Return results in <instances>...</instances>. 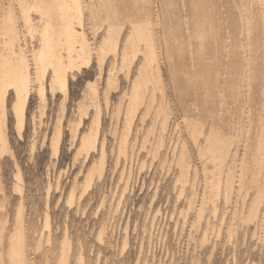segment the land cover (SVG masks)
Here are the masks:
<instances>
[{
    "label": "rangeland",
    "instance_id": "1",
    "mask_svg": "<svg viewBox=\"0 0 264 264\" xmlns=\"http://www.w3.org/2000/svg\"><path fill=\"white\" fill-rule=\"evenodd\" d=\"M238 2L239 0H0V54L16 51L25 57L27 55V61L31 64L28 86L25 83L19 89L17 84L13 86L4 83L0 87L8 88L6 117L0 106V117L6 119L8 146L4 149L0 142V264H264V163L260 166L254 162L255 157L257 159L260 156L257 153L260 138L264 143V49H261L264 47L261 46L264 45V37L261 34V16L259 17V10L263 7L255 0ZM241 2L244 3L243 6L247 3L245 6L249 12L246 7H242ZM238 10L243 13L239 15ZM249 16L255 20H248L252 21L250 25L256 23L259 26L254 25L256 30L252 26V32L249 28V35L255 38L247 34V41L243 35L247 31L243 19L247 20ZM57 20L62 22L59 28H56L60 25ZM141 22L143 25L148 24L149 28V23L153 22L151 28L157 32L158 42H161V80L164 81L161 85L159 80L157 83L158 77H153L157 73L154 71L152 53L146 51L148 46L145 48L149 44L145 40H140L141 43L135 41L139 31L137 25H141ZM5 24L10 30L1 29ZM132 25H136V33ZM106 27L109 30L105 31ZM11 28L17 32V42L14 40L13 44L8 40V36L11 38L13 35ZM59 29H62V34L58 37L56 35L59 34ZM137 35L140 37L139 32ZM221 35H227L224 40L229 39L228 42L231 39L230 43L236 42L238 45L235 47V43L232 46L229 42L225 44ZM219 39L221 41L218 44ZM244 39L250 42L247 58L241 49ZM133 40L136 45H144L142 47L146 61L149 58L147 63L153 62L150 66L144 61L147 68L143 67L148 73L151 71L149 74L156 80L152 81L153 78L145 73L144 76L147 77L143 76L140 81L152 83L147 84L148 87L144 86L146 82L138 84L143 93L136 85L131 86L130 76L134 71L129 62L136 61L141 55L137 51L133 52L136 50L131 43ZM222 41L225 49L228 46L227 51L220 45ZM59 42L62 44L59 45ZM217 44L222 47L219 46L220 51ZM214 50L219 53L220 58ZM226 52L229 53V58L232 57L230 60L237 58L235 63L229 60ZM213 53L216 54L215 57ZM236 53H240L239 58ZM114 55L116 59L112 60ZM221 55L226 60L228 58L223 61L224 64L221 62L225 58ZM242 55L244 61L241 59ZM250 56L253 58L249 59ZM236 60L243 61L244 66L242 62H238L236 66ZM231 62L234 67L230 65ZM216 64L221 66L215 67ZM240 65L243 68L247 66V69L239 68ZM216 68H224L229 72H222V76L224 74L226 77L224 85L227 88L224 90L227 92L224 93L227 101L221 106L217 94L219 86L215 82ZM54 70L58 72L56 75ZM51 75H54V79ZM148 75L151 80H146ZM219 85H222L221 81ZM12 87L18 88L20 93L15 95ZM23 94L27 99L25 119L20 124V115L12 109L16 100L18 107L21 105L20 101L22 103L25 100ZM168 101L170 103H166ZM229 109L232 110L229 112ZM174 118L176 126L173 125ZM210 126L211 129L213 127L214 134L211 139L205 140L211 130ZM218 128L220 137L225 142L224 148L231 153L237 150L236 163H232L231 157L226 156L225 165L224 150L217 151L214 148L217 144L214 140L218 139L213 137H219L218 130V135H215ZM246 133L249 142L245 150L248 151L243 150L242 144L247 137ZM82 134L87 136L84 142L81 141ZM93 134L97 136L93 137ZM100 140L103 141V148ZM193 140H197L196 143ZM208 141L213 144L212 147ZM212 151L221 153L222 164L218 161V153ZM263 157L264 155L261 158ZM241 159L244 162L242 167ZM216 166H221L223 173L218 175L221 171ZM186 173L189 175H186L187 178L183 176ZM220 174L223 182L218 184ZM224 179L229 180L224 182ZM214 185H219V189ZM230 185H233L232 189ZM227 191L231 196L227 195ZM253 198L255 202L258 201L257 204ZM251 206H255L256 210ZM251 213H255L254 216ZM17 253L22 261L17 260Z\"/></svg>",
    "mask_w": 264,
    "mask_h": 264
},
{
    "label": "bare ground",
    "instance_id": "2",
    "mask_svg": "<svg viewBox=\"0 0 264 264\" xmlns=\"http://www.w3.org/2000/svg\"><path fill=\"white\" fill-rule=\"evenodd\" d=\"M50 1H51V0H50ZM56 1H57V0H56ZM58 1H59V0H58ZM258 1H259V2H257V1L255 0V2H257V3H261L262 6H261V5H260V6L263 7L262 10H261V9L259 10V11H261V12H260V15H259V13H258V15H259V17L261 16V17H260L261 20H260V19H259V20L262 21L261 24H260V25H262V26H260V27H262V29L260 28L262 31H261V30H259V31H261V34H262V36L264 37V0H258ZM54 2H55V1H54ZM61 2H62V1H61ZM239 2H240V0H239ZM239 2H238V4H239ZM55 3H56V2H55ZM55 3H54L53 5H55ZM235 3H237V2H235ZM244 3H245V1H244ZM244 3L241 2V5L244 4ZM64 4H65V3H64ZM64 4H63V5H64ZM238 4H237V5H238ZM246 4H247V3H246ZM246 4H245V5H246ZM48 5H49V4H48ZM53 5H52L51 8L54 10L55 8H53ZM56 5H57V4H56ZM61 5H62V4H61ZM70 5H71V4H70ZM235 5H236V4H235ZM245 5H244V6L242 5V7H246ZM57 6H58V5H57ZM57 6H56V7H57ZM59 6H60V5H59ZM235 8H236V7H235ZM237 8H240V6H239V7L237 6ZM248 8H249V7H248ZM245 9H246V11L248 10L247 7H246ZM56 10H57V9H56ZM239 10H240V9H239ZM239 10H238V11H239ZM241 10H242V8H241ZM243 10H244V8H243ZM50 11H51V10H50ZM57 11H58V10H57ZM59 11H60V10H59ZM249 11H250V10H248V12H249ZM50 13H51V12H50ZM240 13L242 14L243 11H242V12L239 11V15H241ZM250 13H251V12H250ZM250 13H249V14H250ZM52 14H53V13H52ZM54 14H55V13H54ZM58 14H59V13H58ZM244 14H247V12H246V13L244 12ZM251 15H252V14H251ZM54 17H56V16H54ZM61 17H62V16H61ZM247 17H248V16H246V18H247ZM62 18H63V17H62ZM69 18H70V17H69ZM252 18H253V17H252ZM64 19H65V18H64ZM81 19H82V18H81ZM250 19H251V16H249V19H247V20L243 19L244 22L242 21V22H243V25L245 26V28H247V31L245 30V31H244V34L242 33L243 35H245V38H247V36H248L249 34L251 35V32H252L253 29L256 30V28H255L254 25H258V24H256V23L253 24V25H252V26H253V29H252V28H251L252 26L250 25V23H251L252 21H251V22H248V20L250 21ZM62 20H63V19H62ZM251 20H254V19H251ZM256 20H257V19H256ZM5 21H6V20H5ZM49 21H50V20H49ZM52 21H53V20H52ZM254 21H255V20H254ZM257 21H258V20H257ZM6 22H7V21H6ZM6 22H5V23H6ZM54 22H56V19H55ZM57 22H58V20H57ZM63 22H64V20H63ZM154 22H155V21H154ZM239 22H241V21L239 20ZM2 23H3V22H2ZM48 23H49V22H48ZM61 23H62V22H61ZM61 23H60V21L58 22V24H60L59 26H58V24L56 23L57 26H58V27H56V28H59V27L61 26ZM54 24H55V23H54ZM54 24H53V25H54ZM144 24H145V22H144ZM152 24H153V22H152ZM152 24L149 23V25H150V28H149V27H148V24H146V25H147V26H146V25H143L142 22H141V25H140V23H138V25H137L138 28H137V29L139 30L138 32H139L140 37L137 35L138 32L136 33V29L134 28L136 25L133 26V25H134V24H133L132 26H133V28L135 29L134 31H135V33H136V38H135V39H137V40H135V41H139V42H140V40H142V41L145 40V42H147V43L149 44V45H146L145 48H146L147 46L150 47V49H147V48H148V47H147V48H146V51L149 50V51L152 53L153 62H155V65H154L153 67L155 68L154 71H156L157 74L155 73L156 76L153 75V77H156V78L158 77V78H157V83H159V82H158V80H159V81H160V85H161V82H164L163 80H161V79H162V75H163V74H162V71H161V70H162L161 66H162V62H163V59H162V58H163V55H162L163 52H162V48H161L162 46L160 47V45H159V44H161V42H160V41L158 42L157 32L154 30V28H151V25H152ZM241 24H242V23H241ZM53 25H52V26H53ZM237 25H238V23H237ZM239 25H240V24H239ZM6 26H7L6 24H5L4 26H1V27H2L1 29H3V30L6 29V30H8L9 28L6 27ZM49 26H50V25H49ZM115 26H118V25L115 24ZM120 26H121V25H120ZM258 26H259V25H258ZM62 27H63V24H62ZM107 27H108V24H107ZM107 27H106V28H107ZM112 27H114V26H112ZM112 27H111V28H112ZM152 27H153V26H152ZM240 27H242V26H240ZM54 28H55V27H54ZM238 28H239V27H238ZM249 28H251V29H250L251 32L249 31ZM11 29H12V28H11ZM115 29H116V28H115ZM115 29H114V30H115ZM117 29H118V28H117ZM119 29H120V27H119ZM121 29H122V28H121ZM131 29H132V28H131ZM239 29H240V28H239ZM9 30H10V29H9ZM54 30H55V29H54ZM60 30H62V29H59V34H57L56 36H58V35L60 36V34H62V33L60 32ZM107 30H109V28H107L105 31H107ZM218 30H219V29H218ZM50 31H51V30H50ZM111 31H112V30H111ZM242 31H243V30H242ZM259 31H258V32H259ZM8 32H9V31H8ZM70 32H71V31H70ZM120 32H121V31H120ZM218 32H219V31H218ZM240 32H241V31H240ZM248 32H249V33H248ZM258 32H257V33H258ZM56 33H57V32H56ZM63 33H65V32H63ZM104 33H105V32H104ZM107 33H108V32H107ZM112 33H113V32H112ZM133 33H134V32H133ZM253 33H254V32H253ZM253 33H252V34H253ZM11 34H13V35H11V38H10V36H8V37H9L8 40H11V42H9V43H12V42H14V40H16V39H15V38H16L15 36H16L17 32L15 33V31H13V29H12ZM66 34H67V33H66ZM66 34H63V35L67 36L68 34H67V35H66ZM109 34H110V33H109ZM114 34H115V32H114ZM129 34H130V33H129ZM247 34H248V35H247ZM110 35H111V34H110ZM130 35H131V34H130ZM161 35H162V34H161ZM227 35H228V34H227ZM227 35H225V36H224V35H223V36L221 35L220 38L223 39V38L226 37ZM238 35H241V34L238 33ZM250 35H249V36H250ZM258 35H260V33H259ZM56 36H55V37H56ZM59 36H58V37H59ZM68 36H69V35H68ZM68 36H67V37H68ZM108 36H109V35H108ZM132 36H133V35H132ZM134 36H135V34H134ZM252 36H253V35H252ZM252 36H250V37L253 38ZM53 37H54V36H53ZM67 37H66L65 39H67ZM128 37H129V36H128ZM137 37H138V38H137ZM230 37H232V36H230ZM238 37H239V36H238ZM240 37H241V36H240ZM18 38H19V37H18ZM116 38H117V36H116ZM116 38H115V39H116ZM118 38H119V37H118ZM125 38H126V37H125ZM130 38H132V37H130ZM130 38H129V40L131 41ZM139 38H141V39H139ZM227 38H228V37H227ZM254 38H255V37H254ZM254 38H253V39H254ZM41 39H42V38H41ZM49 39H50V38H49ZM53 39H54V38H53ZM59 39H60V38H58V40H59ZM132 39H134V38H132ZM217 39H218V38H217ZM224 39H225V38H224ZM224 39H223V40H224ZM240 39H241V38H240ZM263 39H264V38H263ZM106 40H107V39H106ZM129 40L127 39V41H129ZM162 40H163V37H162ZM227 40H229V39L224 40V41L226 42V43L224 42L225 44H227L228 42H229V43H228L229 45L232 44V43H230L231 39H230V41H228V42H227ZM235 40H236V39H235ZM242 40H243V39H242ZM242 40H241V41H242ZM245 40H246V39H244V41H245ZM249 40L251 41V39H249ZM67 41H68V39H67ZM117 41H118V40H117ZM125 41H126V40H125ZM217 41H218V40H217ZM217 41H216V43H217ZM220 41H221V40L219 39L218 44H219ZM244 41H243V42H244ZM247 41H248V38H247ZM247 41H245V43L243 44V47H242V48H241L242 43L239 41V42H240L239 44H241L240 48L244 50L245 58H247V56H249V54L247 55L246 53H247L248 50H249V46H248V44H249L250 42L248 43ZM253 41L255 42V40H253ZM253 41H251V42H253ZM257 41H258V40H257ZM15 42H17V40H16ZM64 42H65V41H64ZM145 42H143V44H144ZM57 43H58V42H57ZM59 43H60V42H59ZM114 43H115V46H116V42H114ZM117 43H118V42H117ZM127 43H129V42H127ZM131 43H133V44H134L133 46L136 47V50L133 51V52H136V51H137L139 54H141V55H140V58H138L136 61H133V62H132V61L130 60L131 62H129V63L132 64V69H133V71H134V72H132V73H133L132 76H130V77H131V86L134 87V86L136 85V86L139 88L140 85H138V84L142 81V80L140 81V79L144 76L145 73H148V71H147V69H146L147 67H146L145 64H150V62L147 63V61H148L149 58L147 59V61H146V59H145V56H144V53H143V48H144V47H142V46H144V45L141 46V45H138V43H137V45H136V43L134 42V40H133V42H131ZM140 43H141V42H140ZM140 43H139V44H140ZM147 43H145V44H147ZM162 43H163V42H162ZM234 43H235V47H236L238 44L236 45V42H234ZM234 43H233V44H234ZM256 43H257V42H256ZM258 43H259V42H258ZM258 43H257V44H258ZM262 43H264V42L262 41ZM12 44H13V43H12ZM12 44H10V46H11ZM16 44H17V43H16ZM61 44H62V43H60L59 45H61ZM218 44L216 45V46H218V47H219L221 44H222V45H221L222 47L224 46V45H223V41L220 43V45H218ZM233 44H232V46H234ZM253 44H254V43H253ZM39 45H40V44H39ZM113 45H114V44H113ZM125 45H126V44H125ZM135 45H136V46H135ZM260 45H261V44H260ZM260 45H257V46L260 47ZM51 46H53V45H51ZM133 46H132V47H133ZM221 46H220V47H221ZM232 46H230V47H232ZM253 46H254V45H253ZM261 46H264V45H261ZM12 47H13V46H12ZM12 47H11V48H12ZM14 47H15V46H14ZM18 47H19V46H18ZM39 47H40V46H39ZM71 47H72V46H71ZM126 47H127V46H126ZM163 47H164V46H163ZM218 47H217V49L219 50L220 47H219V48H218ZM222 47H221V48H222ZM224 47H225V46H224ZM224 47H223V48H224ZM227 47H228V46H227ZM227 47H226V49L224 48L225 50H224V49H223V50H224V51H227V50L229 49V48L227 49ZM16 48H17V47H16ZM54 48H56V47H54ZM116 48H117V47H116ZM123 48H124V47H123V45H122V49H121V50H122V53H121L122 55H123ZM232 48H234V47H232ZM237 48H239V47H237ZM251 48H253V47H251ZM255 48H256V47H255ZM117 49H118V48H117ZM128 49H129V48H128ZM128 49H127V50H128ZM215 49H216V48H215ZM217 49H216V50H217ZM256 49H257V48H256ZM261 49L263 50L264 47H263V48L261 47ZM18 50H19V49H18ZM50 50H51V48H50ZM76 50H77V49H76ZM76 50H75V52H76ZM133 50H134V48H133ZM144 50H145V49H144ZM223 50H222V51H223ZM230 50H231V49H230ZM230 50H229V51H230ZM250 50H251V49H250ZM113 51H114V50H113ZM115 51H116V50H115ZM219 51H220V50H219ZM219 51H218V52H219ZM229 51H228V52H229ZM231 51H232V50H231ZM231 51H230V52H231ZM236 51L239 52L240 50L236 49ZM236 51H235V52H236ZM254 51H255V50H254ZM254 51H253V52H254ZM19 52H20V51H19ZM22 52H23V51H22ZM47 52H48V51H47ZM77 52H78V51H77ZM120 52H121V51H120ZM215 52H216V51L214 50V53H215ZM228 52H226V53H228ZM258 52H259V51H258ZM52 53H53V52H52ZM127 53H128V52H127ZM214 53H213V55H214V57H215L216 54H214ZM216 53H217V52H216ZM224 53H225V52H224ZM224 53H223V54H224ZM249 53H250V52H249ZM251 53H252V52H251ZM254 53L257 54L256 51H255ZM69 54H70V53H69ZM69 54H68V56H69ZM78 54H79V53H78ZM124 54H125V53H124ZM134 54H135V53H134ZM134 54H133V55H134ZM232 54H233V52H232ZM234 54H235V53H234ZM236 54H237V53H236ZM54 55H55V52H54ZM79 55H80V54H79ZM122 55H121V56H122ZM133 55H132V56H133ZM135 55H136V54H135ZM135 55H134V58H135ZM142 55H143V56H142ZM147 55H148V53H147ZM164 55H165V54H164ZM218 55H219V53H217V56H218ZM224 55H225V54H224ZM238 55L240 56V53L237 54L236 56L238 57ZM262 55H264V53H263ZM33 56H34V58L36 57L34 54H33ZM221 56H222V55H221ZM231 56H232V55H231ZM252 56H253V54H252ZM252 56H250L251 58L249 57V59H252L253 57L255 58V55H254L253 57H252ZM257 56H258V55H256V58H257ZM26 57H27V55H26ZM26 57L24 56V54L22 55L21 53H20V54H19V53H16V51H15V52H14V51H11V52H9V54H7V53H6V54H5V53H4V54H0V87H2L1 84H4V83H7V84H8V83H9V84H11V85L13 84V86H14L15 84H17L18 88L20 89L19 86H22V87H23V85H24L25 83L27 84V80L30 79L29 66H30L31 64H30L29 61H27L29 58L27 59ZM50 57H51V55H50ZM73 57H75V56H73ZM73 57H72V58H73ZM125 57H126V56H125ZM137 57H138V56H137ZM164 57H165V56H164ZM214 57H213V58H214ZM218 57L220 58V56H218ZM226 57H227V56H226ZM234 57H235V56H233V59H234ZM34 58H33V59H34ZM37 58H38V56H37ZM52 58H53V57H52ZM58 58H59V57H58ZM123 58H124V57H123ZM123 58H122V59H123ZM216 58H217V57H216ZM216 58H215V59H216ZM222 58L224 59L225 57L222 56ZM228 58H229V53H228ZM228 58H227V60H228ZM230 58H232V57H230ZM230 58H229V60H230ZM238 58H239V57H238ZM242 58H244L243 55H242L241 59H242ZM30 59H31V58H30ZM33 59H32V60H33ZM35 59H36V58H35ZM67 59H69V58H67ZM115 59H116V56L114 55L113 58H112V60H115ZM235 59H237V58H235ZM235 59H234V60H235ZM249 59H248V60H249ZM112 60H111V61H112ZM217 60H218V58H217ZM217 60H216V61H217ZM219 60H220V59H219ZM221 60H222V59H221ZM221 60H220V61H221ZM227 60H226V58H225V60H222L221 63H223V61H227ZM234 60H230V61H233V62H234ZM242 60H243V59H242ZM244 60H245V59H244ZM244 60H243V61H244ZM259 60H260V59H259ZM48 61H50V60L48 59ZM144 61L146 62L145 64H144ZM150 61H151V60H150ZM240 61H241V60H240ZM243 61H241V62H242V63H241V62H239V60H238V61L236 60V64H235V65L237 66V64H238V62H239V63H241V64L244 66ZM246 61H247V60H246ZM256 61H257V60H256ZM262 61H264V60H262ZM58 62H59V61H58ZM153 62L150 64V66L153 65ZM228 62H229V61H228ZM233 62H231L230 65H231V66L233 65V67H234V64H232ZM250 62H251V61H250ZM48 63H49V62H48ZM216 63H217V62H216ZM219 63H220V62H219ZM221 63H220V64H221ZM226 63H227V62H226ZM234 63H235V62H234ZM251 63H253V62H251ZM263 63H264V62H263ZM263 63H262V64H263ZM131 64H129L130 67H131ZM220 64H218V65H220ZM223 64H224V63H223ZM223 64H221V65L223 66ZM246 64H247V62H246ZM34 65H35V64H34ZM50 65H51V64H50ZM59 65H62V64L60 63ZM216 65H217V64H216ZM218 65L215 66V67H218ZM221 65H220V66H221ZM225 65H226V64H225ZM230 65H228V66H230ZM253 65H254V63H253ZM260 65H261V64H260ZM52 66H53V65H52ZM62 66H63V65H62ZM62 66H61V67H62ZM143 66H145L146 68L143 67ZM150 66H149V67H150ZM228 66H226V68H227ZM231 66H230V67H231ZM238 66H239V65H238ZM240 66H241V65H240ZM249 66H252V64L249 65ZM50 67H51V66H50ZM57 67H58V65H57ZM149 67H148V68H149ZM224 67H225V66H224ZM245 67H247V66H245ZM245 67L243 68V67L241 66V67H239V68L247 69V68H245ZM54 68H55V67H53V69H54ZM143 68L146 69V70H145L146 72L144 71ZM221 68H222V67H221ZM236 68H237V67H235V70H236ZM250 68H251V67H250ZM255 68H258V67H255ZM58 69H59V67H58ZM129 69H130V68H129ZM216 69H217V68H216ZM216 69H214V71L216 72V74H215V82H216V84L218 83V86H219V87H217V88H218V89H217V94H218V99H219V101L221 102V104H220L219 101H218V102H219V104H220V106H221V105H223V103H225V102L227 101L226 98H225V93H226L227 91L224 90L225 88H227V87H225V85H224V84L226 83V82H225V80H226L225 78H226V77H224V74H223V76H222V72L227 71V69H229V68H227L226 70H225L224 68H223V70L217 69V71H216ZM231 69H233V68L231 67ZM253 69H254V67H253ZM55 70L57 71V69H55ZM55 70H54V71H55ZM150 70H151V69H150ZM224 70H225V71H224ZM239 70H240V69H239ZM248 70H249V69H248ZM251 70H252V69H251ZM257 70H258V69H257ZM56 71H55V75L58 73V72L56 73ZM229 71H230V70H229ZM232 71H234V69H233ZM236 71H237V70H236ZM241 71L243 72V70H241ZM246 71H247V70H245V75H244L243 73H241V74H243V75L245 76V79H246ZM249 71H250V70H249ZM249 71H248V72H249ZM150 72H151V71H149V73H150ZM227 72H228V71H227ZM257 72H258V71H257ZM52 73L54 74V72H52ZM149 73H148V74H149ZM151 73H152V72H151ZM228 73H229V72H228ZM230 73H231V72H230ZM263 73H264V72H263ZM127 74H129V73H127ZM202 74H203V73H202ZM213 74H214V73H213ZM235 74H236V73H235ZM237 74H238V73H237ZM252 74H253V73H250V75H252ZM254 74H255V73H254ZM133 75H134V76H133ZM149 75H150V74H149ZM149 75H148V79L146 78V80H149V79L151 80V79L153 78L151 75H150V76H151L152 78H151ZM196 75H197V74H196ZM205 75H206V74H205ZM227 75H229V74H227ZM231 75H232V74H231ZM248 75H249V73H248ZM145 76H146V75H145ZM145 76H144V77H145ZM172 76H173V75H172ZM185 76H186V75H185ZM188 76H189V74H188ZM191 76H192V75H191ZM234 76H235V75H234ZM238 76H240V75H238ZM252 76H253V75H252ZM260 76H261V75H260ZM51 77H52V75H51ZM51 77H50V78H51ZM53 77H54V75H53ZM53 77H52V78H53ZM125 77H126V76H125ZM144 77H143V78H144ZM146 77H147V76H146ZM149 77H150V78H149ZM186 77H187V76H186ZM229 77H230V76H229ZM263 77H264V76H263ZM126 78H127V77H126ZM187 78H188V77H187ZM237 78H238V77H237ZM240 78H241V76H240ZM247 78H248V77H247ZM250 78H251V77H250ZM53 79H54V78H53ZM53 79H52V80H53ZM56 79H57V78H56ZM127 79L129 80V78H127ZM154 79H155V78H153L152 81H155V80H156V79H155V80H154ZM180 79H181V78H180ZM202 79H203V78H202ZM254 79H255V78H254ZM175 80H176V79H175ZM189 80H190V79H189ZM197 80H198V79H197ZM199 80H200V79H199ZM262 80H263V79H262ZM262 80H261V81H262ZM50 81H51V80H50ZM170 81H171V80H170ZM178 81H179V80H178ZM187 81H188V79H187ZM195 81H196V80H195ZM212 81H213V80H212ZM219 81L222 82V85H219ZM231 81H232V80H231ZM233 81H234V80H233ZM240 81H241V80H240ZM243 81H245V80H243ZM251 81L253 82V80H251ZM51 82H52V81H51ZM142 82L144 83V82H146V81H142ZM147 82H148V83H147ZM147 82H146V85H144L145 87L147 86V84L149 85V84L152 83V82H149V81H147ZM227 82H228V81H227ZM234 82H236V81H234ZM254 82H255V81H254ZM143 83H141V87H142ZM154 83H156V82H154ZM173 83H175V82H173ZM173 83H171V84H173ZM188 83H190V82H188ZM192 83H193V82H192ZM245 83H246V82H245ZM248 83H249V81H248ZM26 84H25V85H26ZM162 84L164 85V83H162ZM165 84H166V83H165ZM169 84H170V83H169ZM175 84H176V83H175ZM190 84H191V83H190ZM199 84H200V83H199ZM220 84H221V83H220ZM25 85H24V86H25ZM155 85H156V84H155ZM155 85H154V86H155ZM160 85H159V86H160ZM163 85H162V86H163ZM238 85H239V83H238ZM240 85H241V84H240ZM27 86H28V84H27ZM144 86H143V87H144ZM162 86H160V87H162ZM228 86H229V85H228ZM232 86H233V85H232ZM232 86H231V87H232ZM235 86H236V85H235ZM242 86H243V84H242ZM245 86H246V85H245ZM15 87H16V86H15ZM147 87H148V86H147ZM237 87H238V86H237ZM253 87H254V86H253ZM253 87H252V88H253ZM257 87H258V86H257ZM12 88H14V87H12ZM18 88H14L15 90L13 89L15 95L18 94V92L20 91ZM25 88H26V87H25ZM138 88H137V89H138ZM197 88H198V87H197ZM238 88H239V87H238ZM243 88H244V87H243ZM248 88H249V87H248ZM6 89H8V88H6ZM6 89H5V88H0V106H1V108H2V111H1V112H2L3 115H5V117L7 116V115H6V112H7V111H6V110H7V109H6V108H7V104H6V102H7V100H8V93H7V90H6ZM137 89H136V90H137ZM139 89H141V88H139ZM160 89H161V88H160ZM162 89L164 90V87H163ZM232 89H233V88H232ZM245 89H246V88H245ZM250 89H251V88H250ZM261 89H263V88H261ZM145 90H146V88L144 89V91H145ZM151 90H152V89H151ZM163 90H162V91H163ZM198 90H199V89H198ZM210 90H211V89H210ZM227 90H228V89H227ZM235 90H236V89H235ZM134 91H135V90H134ZM138 91H139V90H138ZM146 91H147V90H146ZM146 91H145V92H146ZM260 91H261V90H260ZM263 91H264V90H263ZM136 92H137V91H136ZM148 92H149V91H148ZM160 92H161V91H160ZM164 92H165V90L163 91V93H164ZM207 92H208V91H207ZM224 92H225V93H224ZM232 92H233V91H232ZM243 92H244V91H243ZM19 93H20V92H19ZM138 93H139V92H138ZM138 93H137V94H138ZM141 93H143V92H142V89H141ZM141 93H140V94H141ZM229 93H230V92H229ZM234 93H235V92H234ZM238 93H239V92H238ZM27 94H28V93H27ZM137 94H136V95H137ZM144 94H146V93H144ZM144 94H142L141 96H142V97H145ZM149 94H150L149 97H151V93H149ZM160 94H162V93H160ZM205 94H206V93H205ZM231 94H232V93H231ZM20 95H22V91H21V94H20ZM20 95H19V96H20ZM136 95H135V96H136ZM143 95H144V96H143ZM146 95H147V94H146ZM153 95H154V94H153ZM162 95H163V94H162ZM162 95H161V96H162ZM165 95H167V94H165ZM227 95H228V93H227ZM238 95H239V94H238ZM249 95H250V94H249ZM135 96H134V98H135ZM200 96H201V95H200ZM209 96H210V95H209ZM263 96H264V95H263ZM263 96H262V97H263ZM15 97H16V96H15ZM23 97L25 98V95H24V94H23ZM23 97H22V98H23ZM202 97H203V96H202ZM228 97H229V96H228ZM231 97L233 98L234 96H231ZM249 97H250V96H249ZM249 97H248V98H249ZM16 98H17V97H16ZM19 98H21V97H19ZM19 98H18V99H19ZM22 98H21V99H22ZM24 98H23V99H24ZM137 98H138V97H137ZM140 98H141V97H140ZM140 98H139V99H140ZM152 98H153V97H152ZM152 98H151V99H152ZM154 98H155V96H154ZM163 98H164V95H163ZM167 98H168V97H167ZM207 98H209V97H207ZM239 98H240V97H239ZM246 98H247V97H246ZM251 98H252V97H251ZM26 99H27V97L25 98V100L22 101V103H21V101H20V99H19V101H20L19 104H21L19 107H18V105H16V103H18L17 100L15 101V105H14V101H12V102H13V105H14V106L12 105V106H13V109H12V110H13V111L15 110V111L17 112V114L20 115V116H19V117H20V120H19V117H17L18 120L21 122L20 124H22L23 121H24V119H25V114H24V113H25V108H26ZM142 99H143V98H142ZM227 99H228V98H227ZM234 99H235V98H234ZM14 100H15V99H14ZM140 100H141V99H140ZM216 100H217V99H216ZM229 100H230V99H229ZM231 100H232V99H231ZM242 100H243V99H242ZM161 101H162V100H161ZM164 101H165V100H164ZM12 102H11V103H12ZM199 102H200V101H199ZM232 102H233V101H232ZM135 103H138V102L136 101ZM142 103H143V102H142ZM154 103H155V102H154ZM166 103H170V101H168V102H166ZM191 103H192V102H191ZM228 103H229V102H228ZM250 103H251V102H250ZM250 103H248V104H250ZM150 104H151V103H150ZM152 104H153V103H152ZM159 104H160V103H159ZM198 104H199V103H198ZM243 104H244V103H243ZM243 104H242V105H243ZM263 104H264V102H263ZM133 105H134V104H133ZM160 105L162 106V102H161ZM164 105H165V104H164ZM190 105H191V104H190ZM195 105H196V104H195ZM199 105H200V104H199ZM209 105H210V104H209ZM230 105H231V104H230ZM234 105H235V104H234ZM261 105H262V104H261ZM129 106H130V105H129ZM136 106H137V105H136ZM161 106H160V107H161ZM206 106H207V105H206ZM237 106H238V105H237ZM245 106H246V105H245ZM263 106H264V105H263ZM263 106H261V107H263ZM132 107H133V106H132ZM167 107H168V106H167ZM169 107H170V106H169ZM169 107H168V108H169ZM191 107H193V106H191ZM217 107H218V106H217ZM223 107H224V106H223ZM225 107H226V105H225ZM230 107H231V106H230ZM242 107L244 108V106H242ZM250 107H251V106H250ZM11 108H12V107H11ZM130 108H131V107H130ZM194 108H195V107H194ZM194 108H193V109H194ZM196 108H197V107H196ZM218 108H219V107H218ZM220 108H221V107H220ZM233 108H234V107H233ZM233 108H232V109H233ZM251 108H252V107H251ZM127 109H129V108H127ZM191 109H192V108H191ZM232 109H229V112H230V110H232ZM249 109H250V108H248V110H249ZM262 109H264V108H262ZM129 110H130V109H129ZM135 110H136V109H135ZM251 110H252V109H251ZM132 111H133V109H132ZM147 111H148V109H147ZM149 111H150V110H149ZM165 111H166V109H165ZM169 111H170V110H169ZM202 111H203V110H202ZM253 111H254V110H253ZM157 112H158V111H157ZM204 112H205V111H204ZM229 112H228V114H229ZM247 112H248V111H247ZM257 112H258V111H257ZM165 113H168V112H165ZM234 113H235V112H234ZM242 113H243V112H242ZM244 113H245V112H244ZM248 113H249V112H248ZM251 113H252V111H251ZM258 113H260V112H258ZM157 114H158V113H157ZM217 114H218V113H217ZM0 115H1V114H0ZM3 115H2V116H3ZM168 115H169V114H168ZM168 115H167L166 118H168ZM218 115H219V114H218ZM232 115H233V114H232ZM249 115H251V114H249ZM223 116H224V115H223ZM239 116H240V115H239ZM244 116H246V115H244ZM256 116H257V115H256ZM5 117H3V118H5ZM15 117H16V116H15ZM217 117H218V116H217ZM248 117H249V116H248ZM250 117H251V116H250ZM166 118H165V120H166ZM182 118H183V117H182ZM215 118H216V117H215ZM219 118H220V117H219ZM226 118H227V117H226ZM232 118H233V117H232ZM259 118H261V115L259 116ZM246 119H247V118H246ZM246 119H245V120H246ZM18 120H17V121H18ZM165 120H164V121H165ZM185 120H186V119H185ZM190 120H191V118H190ZM248 120H249V119H248ZM252 120H253V119H252ZM188 121H189V120H188ZM228 121H229V120H228ZM232 121L234 122V120H232ZM254 121H255V120H254ZM261 121H263V120H261ZM185 122H186V121H185ZM217 122H218V121H217ZM235 122H237V121H235ZM257 122H258V121H257ZM259 122H260V121H259ZM186 123H188V122H186ZM194 123H195V122H194ZM194 123H193V124H194ZM238 123H239V122H238ZM244 123H245V122H244ZM248 123H249V122H248ZM98 124H99V123H98ZM189 124H190V121H189ZM193 124H192V125H193ZM239 124H240V123H239ZM254 124H255V122H254ZM173 125H175V126L177 125V123H176V119H175V118H174ZM197 125H198V124H197ZM230 125H232V124H230ZM257 125H258V124H257ZM260 125H261V123H260ZM20 126H21V125H20ZM59 126H60V125H59ZM163 126H164V125H163ZM165 126H166V123H165ZM167 126H168V125H167ZM175 126H174V127H175ZM195 126H196V125H195ZM198 126H199V125H198ZM198 126H197V127H198ZM201 126H203V125H201ZM211 126H212V124H211ZM211 126H210V129H211ZM243 126H244V125H243ZM21 127H22V126H21ZM190 127H191V126H190ZM217 127H218V125H217ZM217 127H216V128H217ZM233 127H234V126H233ZM238 127H239V126H238ZM6 128H7L6 119L4 120V119H2V118L0 117V142L3 144V147L0 146V148L2 147V148H4V149H6V147H8V146H7V140H6ZM57 128H58V127H57ZM59 128H60V127H59ZM178 128H179V127H178ZM254 128H255V127H254ZM261 128H262V126H261ZM94 129H95V128H94ZM192 129H194V128H192ZM200 129H201V128H200ZM210 129H208V130H210ZM212 129H213V127H212ZM212 129L209 131V134H207L208 136H207V135H206V137L204 136V137L206 138L205 140H208V138H210L211 135L213 136V134H214L213 132H214V131L212 132ZM229 129H230V128H229ZM232 129H233V128H232ZM248 129H250V128H248ZM262 129H263V128H262ZM173 130H174V128H173ZM190 130H191V129H190ZM194 130H195V129H194ZM198 130H199V128H198ZM213 130H214V129H213ZM217 130H218V133H220V132H219L220 130H219V128H218V129H216V131H215V132H216L215 135H218ZM235 130H236V129H235ZM242 130H244V128H243ZM253 130H254V129H253ZM201 131H203V130H201ZM233 131H234V130H233ZM237 131H238V130H237ZM240 131H241V130H240ZM240 131H238V132H240ZM248 131H249V130H246V129H245V132L249 133ZM255 131H256V130H255ZM259 131H260V130H259ZM58 132H59V129L57 130V133H58ZM84 132H85V131H84ZM84 132H83V133H84ZM93 132H94V131H93ZM97 132H98V131L96 130V133H97ZM192 132H193V131H192ZM195 132H196V131H195ZM253 132H254V131H253ZM253 132H252V133H253ZM256 132H257V131H256ZM260 132H261V131H260ZM262 132H264V131L262 130ZM201 133H202V132H201ZM233 133H234V132H233ZM247 133H246V136H247L246 138H247V139L245 138V141H244V142L241 140V141H242V144H243V146H244V149H243L244 151H248V150H245L246 148H248V142H249V140H248V134H247ZM250 133H251V132H250ZM90 134H91V132H90ZM190 134L192 135V133H190ZM193 134H194V133H193ZM242 134H243V133H242ZM255 134H257V133H255ZM87 135H88V134H87ZM220 135H221V133L219 134V137H218V136H215L216 138L213 137V139H218V140H214V141H215L214 143H216V141H217V144H215L216 147H214V148H215V149L217 148V149H216L217 151H223V150H224L223 153L225 152L224 159H223V156H222V155H221L222 157L220 156L221 153L219 152V153H220V154H219V153L216 151V152L218 153V155L220 156V157L217 156V158L219 157V160H218L219 163L222 164V161L225 160L224 164L226 165V158H227L228 156L231 157V158H230V161H232V163H234V162L236 163L237 160L235 159V157H236V152H237V150H234V152L231 153L230 151H228L227 149H225V148H224V146H225L224 143H225V142H224L223 139H222L223 137L221 136V137H222V138H221ZM237 135H238V134H237ZM240 135H241V134H240ZM259 135H260V134H258V136H259ZM92 136H93V137H94V136H97V134H95V135L93 134ZM104 136H105V134H104ZM228 136H229V135H228ZM228 136H227V137H228ZM262 136H263V133H262ZM58 137H59V136H58ZM88 137L90 138L91 136L88 135ZM192 137H193V136H192ZM195 137H196V136H195ZM217 137H218V138H217ZM232 137H233V136H232ZM232 137H231V138H232ZM249 137H250V136H249ZM253 137H254V136H253ZM260 137H261V136H260ZM86 138H87V136H86L85 134H82V135H81V141L84 142V141L86 140ZM225 138H226V137H225ZM229 138H230V137H229ZM258 138H259V137H258ZM176 139H177V138H176ZM178 139H179V138H178ZM194 139H196V138H194ZM203 139H204V138H203ZM210 139H211V138H210ZM213 139H212V140H213ZM232 139L235 140V138H232ZM232 139H231V140H232ZM238 139H240V138H238ZM250 139H251V138H250ZM260 139H261V141L259 142L260 144H259V145L256 144V145H258V150H257V148H256V150H257V153H258L260 156H258L257 159H256V157L254 156L255 154H254L253 157H255V161L252 160V159H251V160L254 161V162H256V163H258V164H260V166H261V165L264 163V160H263L264 157L261 158V157L264 155V143H262V138H260ZM93 140H94V139H93ZM95 140H96V137H95ZM104 140H105V139H103V141H104ZM205 140H204V141H205ZM81 141H80V143H82ZM87 141H88V140H87ZM101 141H102V140H100V142H101ZM103 141H102V142H103ZM193 141H194V140H193ZM196 141H197V140H196ZM196 141H194V142L196 143ZM210 141H211V140H210ZM237 141H238V140H237ZM258 141H259V139H258ZM102 142H101V144H102ZM208 142H209V141H208ZM208 142H207V144H208ZM211 142L213 143V141H211ZM211 142H209L210 147H212V145H213V144H212V145L210 144ZM86 143H87V142H86ZM95 143H96V142H95ZM123 143H124V140H123ZM183 143H184V142H183ZM204 143H205V142H204ZM227 143H228V142H227ZM83 144H85V143H83ZM93 144H94V143H93ZM199 144H200V143H199ZM207 144H206V145H207ZM223 144H224V145H223ZM228 144L230 145V142H229ZM234 144H236V143H234ZM238 144H239V143H238ZM238 144H237V145H238ZM252 144H253V143H252ZM0 145H1V144H0ZM94 145H95V144H94ZM206 145H205V146H206ZM209 145H208V147H209ZM234 146H235V145H234ZM81 147H83V145H82ZM101 147L103 148L104 145L102 144ZM167 147H168V145H167ZM175 147H176V146H175ZM229 147H230V146H229ZM84 148H85V146H84ZM94 148H95V147H94ZM102 148H101V149H102ZM180 148H181V147H180ZM214 148H213V150H214ZM218 148H219V150H218ZM226 148H227V147H226ZM230 148H231V147H230ZM253 148H254V147H253ZM167 149H168V148H167ZM199 149H200V148L198 147V150H199ZM202 149H203V148H202ZM209 149H210V148H209ZM222 149H223V150H222ZM229 150H230V149H229ZM256 150H255V151H256ZM100 151H101V150H100ZM102 151H103V149H102ZM102 151H101V152H102ZM173 151H174V150H173ZM205 151H207V149H206ZM210 151H211V150H210ZM244 151H243L242 153H244ZM103 152H104V151H103ZM179 152H180V151H179ZM201 152H203V151H201ZM212 152H213V153H216L215 151H212ZM199 153H200V152H199ZM205 153H206V152H205ZM253 153H254V152H253ZM102 154L104 155V153H102ZM171 154H172V153H171ZM179 154H180V153H179ZM103 155H102V156H103ZM173 155H174V154H173ZM205 155H206V154H205ZM207 155H208V154H207ZM211 155H212V154H211ZM214 155H215V154H214ZM242 155H243V154H242ZM104 156H105V155H104ZM200 156H201V155H200ZM212 156H213V155H212ZM226 156H227V157H226ZM245 156H246V155H245ZM256 156H257V155H256ZM170 157H171V156H170ZM214 157H215V156H214ZM225 157H226V158H225ZM243 157H244V156H243ZM178 158H180V157H178ZM217 158H216V159H217ZM220 158H221V160H220ZM101 159H102V158H101ZM212 159H213V158H212ZM222 159H223V160H222ZM181 160H182V159H181ZM203 160H204V159H203ZM204 161H205V160H204ZM212 161H214V160H212ZM239 161H240V160H239ZM239 161H238V162H239ZM242 161H243V159H241V162H240L241 167H242V165H244V164H243L244 162H242ZM244 161H245V160H244ZM177 162H178V161H177ZM216 162H217V161H216ZM262 162H263V163H262ZM178 163H179V162H178ZM185 163H186V161H185ZM207 163H208V161H207ZM214 163H215V162H214ZM248 163H249V162H248ZM221 164H220V165H221ZM168 165H170V163H169ZM171 165H172V164H171ZM187 165H189V164H187ZM251 165H252V164H251ZM177 166H178V165H177ZM179 166H180V165H179ZM182 166H183V165H182ZM213 166H214V165H213ZM221 166H223V165H221ZM221 166H220V167H221ZM232 166H233V164H232ZM234 166H235V165H234ZM252 166H253V165H252ZM169 167H170V166H169ZM216 167H217V166H216ZM220 167H217V168L220 169ZM224 167H225V166H223V168H224ZM255 167H256V166H255V163H254V168H255ZM263 167H264V166H262V168H263ZM243 168H244V167H243ZM245 168H246V167H245ZM258 168H259V167H258ZM167 169H168V168H167ZM181 169H182V168H181ZM213 169H215V168H213ZM232 169H233V168H232ZM232 169H231V170H232ZM184 170H185V169H184ZM222 170H223V169H222ZM231 170L229 169V171H231ZM235 170H236V169H235ZM235 170H234V171H235ZM241 170H242V169H241ZM250 170H251V169H250ZM262 170H264V169H262ZM186 171H187V170H186ZM186 171H185V172H186ZM188 171H189V170H188ZM202 171H204V170H202ZM217 171H218V170H217ZM219 171H221V169H220ZM224 171H225V169H224ZM260 171H261V170H258L259 174H262ZM194 172H195V170H194ZM231 172H233V170H232ZM231 172H227V173H231ZM239 172H240V171H239ZM255 172L257 173V171H255ZM179 173H180V172H179ZM182 173H183V172H181L180 174H182ZM219 173H223V171L218 172V175H219ZM215 174H217V173H215ZM233 174H234V173H233ZM240 174H241V173H240ZM252 174H253V172H252ZM259 174H258V175H259ZM263 174H264V171H263ZM184 175H185V176H184ZM186 175H187V177L189 176L188 173L183 174L184 177H186ZM193 175L195 176V174H193ZM203 175H204V172H203ZM221 175H222V174H220L219 178H217V180L219 179L218 182H217L218 184H220L221 182H223V180H222V176H221ZM224 175H225V174H224ZM256 175H257V174H256ZM258 175H257V176H258ZM178 176H179V175H178ZM228 176H231V175H228ZM253 176H255V175H253ZM257 176H255V178H256ZM187 177H186V178H187ZM225 177H227V175H225ZM225 177H224V178H225ZM239 177H240V176H239ZM262 177L264 178V176H262ZM180 178H181V177H180ZM182 178H183V177H182ZM186 178H185V180H186ZM196 178H197V177H196ZM196 178H195V179H196ZM231 178H232V177H231ZM231 178H230V179H231ZM241 178H242V177H241ZM177 179H178V178H177ZM214 179H215V178H214ZM214 179H213V180H214ZM183 180H184V179H183ZM208 180H209V179H208ZM224 180H225L224 182H227L229 179H228L227 181H226V179H224ZM231 180H232V179H231ZM263 180H264V179H263ZM187 181H188V180H187ZM214 181H215V180H214ZM214 181H213V182H214ZM238 181H239V180H238ZM248 181H249V180H248ZM204 182H206V181H204ZM209 182H210V181H209ZM253 182H254V181H253ZM258 182H259V180H258ZM258 182H257V183H258ZM211 183H212V182H211ZM217 183L215 182V184H217ZM254 183H255V182H254ZM254 183H253V184H254ZM257 183H256V184H257ZM262 183H263V184H262L263 186H262V185H261V186L264 187V182H262ZM174 184H175V183H174ZM227 184H228V183H227ZM230 184H231V183H230ZM259 184H261V181L259 182ZM247 185H248V184H247ZM173 186H174V185H173ZM204 186H205V185H204ZM207 186H208V185H207ZM214 186H215V185H214ZM217 186H218V188H217V190H218V189H219V185H217ZM217 186H215V187H217ZM232 186H233V185H232ZM232 186L230 185V189H232ZM182 187H183V186H182ZM209 187H210V186H209ZM228 187H229V186H228ZM246 187H248V186H246ZM252 187H253V186H252ZM255 187H256V186H255ZM258 187H260V186H258ZM262 187H261V188H262ZM204 188H205V187H204ZM225 188H226V187H225ZM256 188H257V187H256ZM192 189H193V187H192ZM241 189H242V188H241ZM248 189H249V188H248ZM208 190H209V189H208ZM211 190H212V189H211ZM213 190H214V188H213ZM226 190H227V189H226ZM192 191H193V190H192ZM215 191H216V190H215ZM228 191H230V190H228ZM228 191H227V192H228ZM247 191H249V190H247ZM179 192H180V191H179ZM210 192H211V191H210ZM230 192H231V191H230ZM257 192H258V191H257ZM239 193H241V191H240ZM246 193H247V192H246ZM246 193H245V195H246ZM260 193H261V192H260ZM260 193H259V194H260ZM206 194H207V193H206ZM217 194H219V192H218ZM217 194H216V195H217ZM255 194H256V193H255ZM179 195H180V194H179ZM191 195H192V194H191ZM203 195H204V194H203ZM227 195H230L229 192H228ZM256 195H258V194H256ZM260 195H262V193H261ZM195 196H196V195H195ZM213 196H214V193H213ZM230 196H231V195H230ZM240 196H241V195H240ZM203 197H204V196H203ZM205 197H206V196H205ZM218 197H219V196H218ZM244 197H245V196H244ZM244 197H241V198L243 199ZM178 198H179V197H178ZM258 198H261V196L259 197V195H258ZM176 199H177V198H176ZM194 199H195V198H194ZM202 199H203V198H202ZM244 199H246V198H244ZM255 199H256V198H255ZM261 199H262V198H261ZM225 200H226V198H225ZM227 200H228V199H227ZM236 200H237V199H236ZM259 200H260V199H259ZM190 201H191V198H190ZM200 201H201V200H200ZM204 201H207V199L204 200ZM214 201H215V200H214ZM253 201H254V198H253ZM260 201H263V200H260ZM201 202H202V201H201ZM228 202H229V201H228ZM228 202L226 201V203H228ZM254 202H255V201H254ZM257 202H258V201H257ZM257 202H255V204H257ZM187 203H188V202H187ZM191 203H192V202H191ZM206 204H207V203H206ZM211 204H212V203H211ZM241 204H242V203H241ZM255 204H253V205H255ZM260 204H261V203H260ZM189 205H190V204H189ZM192 205H194V204H192ZM226 205H227V204H226ZM258 205H259V204H258ZM258 205H257V206H258ZM213 206H214V204H213ZM242 206H243V205H242ZM255 206H256V205H255ZM255 206H251V207H254V208H255ZM189 207H191V206H189ZM194 207H195V205H194ZM200 207H202V205H200ZM200 207H199V208H200ZM226 208H227V207H226ZM254 208H251V209L254 210ZM233 209H234V208H233ZM237 209H238V208H237ZM249 209H250V208H249ZM257 209H258V208H257ZM203 210H205V209H203ZM211 210H212V209H211ZM255 210H256V208H255ZM179 211H180V210H179ZM212 211H213V210H212ZM216 211H217V210H216ZM183 212H184V210H183ZM197 212H198V210H197ZM213 212H214V211H213ZM250 212H252V211H250ZM254 212H255V211H254ZM185 213H187V212H185ZM226 213H227V212H226ZM251 214L253 215V214H255V213H251ZM256 214H257V213H256ZM223 215H224V214H223ZM248 215H249V214H248ZM181 216H182V215H181ZM253 216H254V215H253ZM247 217H248V216H247ZM196 218H197V217H196ZM208 218H209V217H208ZM249 218H250V217H249ZM255 218H256V217H255ZM197 219H198V218H197ZM222 219H223V218H222ZM242 219H243V218H242ZM245 219H246V218H245ZM177 220H178V219H177ZM208 220H209V219H208ZM214 220H215V219H214ZM243 220H244V219H243ZM195 222H196V221H195ZM222 222H223V221H222ZM233 222H234V221H233ZM207 223H208V221H207ZM195 224H197V223H195ZM222 224H223V223H222ZM231 225H232V224H231ZM231 225H230V226H231ZM198 226H199V225H198ZM221 226H222V225H221ZM235 226H236V225H235ZM212 227H213V226H212ZM232 227H233V226H232ZM174 228H176V227H174ZM219 229H220V228H219ZM227 230H228V229H227ZM189 231H190V230H189ZM204 231H205V230H204ZM181 232H182V231H181ZM204 233H206V232H204ZM211 233H212V232H211ZM65 234H66V232H65ZM189 234H190V233H189ZM196 234H197V233H196ZM234 234H235V233H234ZM230 237H231V236H230ZM235 238H236V237H235ZM262 238H263V237H262ZM64 239H65V238H64ZM187 240H188V239H187ZM196 240H197V239H196ZM228 240H229V239H228ZM19 241H20V240H19ZM194 241H195V240H194ZM205 242H206V240H205ZM208 242H209V241H208ZM18 243H19V242H18ZM64 244H65V243H64ZM68 244H69V243H68ZM201 244H202V243H201ZM234 244H235V243H234ZM65 245H66V244H65ZM235 246H236V245H235ZM14 247H15V246H14ZM187 247H188V245H187ZM224 247H225V246H224ZM5 250H6V249H5ZM20 253H21V252H20ZM62 254H63V253H62ZM16 255H17V257H18L17 260L20 259V260L22 261V258L18 256L19 253H17ZM176 255H177V254H176ZM228 257H229V256H228ZM61 258H62V256H61ZM206 258H207V257H206ZM64 259H65V258H64ZM171 259H172V258H171ZM180 259H181V258H180ZM61 260H62V259H61ZM233 261H234V259H233ZM235 261H236V260H235ZM196 263H197V262H196ZM196 263H195V264H196ZM24 264H25V263H24Z\"/></svg>",
    "mask_w": 264,
    "mask_h": 264
},
{
    "label": "crops",
    "instance_id": "3",
    "mask_svg": "<svg viewBox=\"0 0 264 264\" xmlns=\"http://www.w3.org/2000/svg\"><path fill=\"white\" fill-rule=\"evenodd\" d=\"M18 261H21V260H18Z\"/></svg>",
    "mask_w": 264,
    "mask_h": 264
}]
</instances>
